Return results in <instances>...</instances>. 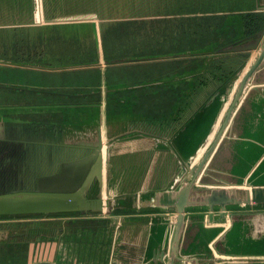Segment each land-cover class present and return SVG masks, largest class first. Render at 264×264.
<instances>
[{
	"label": "flooded vegetation",
	"instance_id": "obj_1",
	"mask_svg": "<svg viewBox=\"0 0 264 264\" xmlns=\"http://www.w3.org/2000/svg\"><path fill=\"white\" fill-rule=\"evenodd\" d=\"M200 2L217 8L207 9ZM258 2L154 0L150 15L148 3L140 11L132 8L128 22L110 31L100 45L90 37L92 29L83 38L79 16L76 23L58 21L50 8L49 22L35 24L29 13L9 14L15 21L5 23L14 28L0 35V81H13L0 82V122L5 124L0 129V193L31 189L38 177L60 171L65 163L83 165L92 150L80 142L83 113L72 108L99 105L107 112L126 114L132 118V129L156 137L175 129L193 111L198 97H206L219 81L207 64L201 65L197 56L109 60L138 52L168 55L194 50L195 39L208 34L201 27L214 26L213 12H258ZM58 10V4H52V12ZM124 17L102 19V26ZM137 21L144 22L136 25ZM221 27L220 37L233 35L234 26ZM193 69L198 74L189 72ZM108 218L113 219L80 212L56 216L48 219L53 220L48 228L36 232L41 225L36 218H0V264H125L129 254L119 248L117 228L112 222L96 221Z\"/></svg>",
	"mask_w": 264,
	"mask_h": 264
},
{
	"label": "water",
	"instance_id": "obj_2",
	"mask_svg": "<svg viewBox=\"0 0 264 264\" xmlns=\"http://www.w3.org/2000/svg\"><path fill=\"white\" fill-rule=\"evenodd\" d=\"M12 1L0 0V12L29 13L34 19L54 0H29L32 8L28 0ZM63 4L106 6L91 0ZM257 10L264 12V0ZM79 17L100 45L103 20ZM221 50L244 51L249 59L224 93L208 101L211 111L199 125L197 146L188 158L177 153L170 139H149L105 110L84 108L80 142L92 153L83 165L65 163L60 171L38 177L31 189L0 193V218L109 215L115 207L131 205L135 216L115 218L112 224L119 229L123 223L128 231L133 223L141 235L145 232L147 244L144 236H134L137 230L129 231L126 242L135 249L129 251L138 259L135 264H264V29ZM134 141L142 147L131 148ZM147 142L151 148H143ZM158 162L163 172L169 166L170 177L162 174L154 185Z\"/></svg>",
	"mask_w": 264,
	"mask_h": 264
},
{
	"label": "trees",
	"instance_id": "obj_3",
	"mask_svg": "<svg viewBox=\"0 0 264 264\" xmlns=\"http://www.w3.org/2000/svg\"><path fill=\"white\" fill-rule=\"evenodd\" d=\"M20 1L23 0H13V2L21 3ZM210 1V0H209ZM9 3V4H12ZM200 4H204L207 9H216L217 6L212 5H206L205 2H200ZM199 4V5H200ZM206 7L199 8V10H206ZM222 8V7H221ZM206 13V12H205ZM213 27H211L210 30H208L207 27H201L203 30H207L208 34H202L200 37L195 39V42L197 41V45L195 49L193 50H185L183 49L182 53L177 54H168V55H148L146 52H138L134 56H127V57H120V58H111L109 61H121V60H130V61H145V60H157L160 58L167 59L168 57H176V56H197L199 57L200 64H207L209 73H212V75L216 78H219L218 82L214 85H212V92L206 95V97H198V101L196 106L194 107L193 111H190L181 121L179 124L175 127V129H171L166 134L161 135L162 137H156L155 135H151L145 131H140L137 129L135 130V133L138 132L141 135H144L148 137L149 139H170V141L173 144V147L176 149L177 153L184 158H188L192 153L191 150L197 146V132L199 130V125L201 126L204 123V118L208 116V114L211 111V106L207 107L208 101L211 99V97L215 96L217 93H224L226 87L230 83L231 80L234 79V77L240 72V70L244 67L247 60L249 59V54L244 51H234V52H220L219 49L222 46L227 45H236L241 44L244 42H247L249 39L253 38L256 34L261 32L264 29V12L258 11V12H249V13H240V12H230V13H223L220 12V14H217L216 12H213ZM15 14V13H11ZM19 14H24V12H19ZM227 16V17H225ZM224 18V21L222 23L221 19ZM128 22L127 20H118L114 22L107 23L103 25V35H102V43L104 44V39L106 36L109 35V32L117 28L118 26L122 28L124 24ZM144 21H137L136 25H140ZM123 25V26H122ZM127 26V25H125ZM221 26L227 27V26H234V33L233 35L226 37H220L218 35V28H222ZM215 29V30H214ZM107 38V37H106ZM157 52V51H155ZM153 52V53H155ZM227 64L225 67L224 64ZM192 74H198L197 69H193L192 71H189ZM202 79L204 78V75H200ZM198 76V77H200ZM204 80L201 81L203 83ZM205 96V95H204ZM185 98V97H183ZM177 105L175 106L176 109ZM9 109H14L15 107H8ZM84 108H93L94 110H99V105H93V106H83ZM133 111H131L132 113ZM111 114L110 112H108ZM96 115L95 113H93ZM117 118H123L126 114L122 113H116ZM172 115H175L172 113ZM138 118H141V116H136ZM84 123V122H83ZM193 152V151H192ZM150 157V156H149ZM134 191H138L137 187ZM124 203L123 201H121ZM130 205V204H129ZM137 211L131 207L130 209L125 210L124 208L115 207L109 216H112L113 219H101L96 221H106V222H114L116 221L115 218L119 217H125L128 219H131ZM143 214V212L141 213ZM41 222L40 228H38L36 231H42L47 226L52 224L53 220H44V221H37ZM59 222V221H58ZM62 224H60L57 228L60 230L62 227ZM34 232V233H35Z\"/></svg>",
	"mask_w": 264,
	"mask_h": 264
},
{
	"label": "rangeland",
	"instance_id": "obj_4",
	"mask_svg": "<svg viewBox=\"0 0 264 264\" xmlns=\"http://www.w3.org/2000/svg\"><path fill=\"white\" fill-rule=\"evenodd\" d=\"M65 0H62V1H52L50 3L46 2V4L48 5L47 7L45 6V8L43 7V11H42V14L40 15L39 13H37V15L34 14V19L32 18L31 21L34 20L35 24H38V23H45L46 20L45 18H49L47 16V13H48V9L51 8V14L56 17V18H59V17H62V18H77V16H83V18H86L88 17L89 19H93V20H99V19H106V18H113V17H122V16H125V17H130L133 10H134V7L135 9H137V11L143 9L146 7V3H148V15H150V5L152 4V2L154 0H131L132 3L134 4H128V3H124L122 0H91V2H94L95 4L98 3V4H106L103 5L101 7L102 11L99 10L98 8H91L90 6L88 7H85L83 6V9L80 10V6H78V8H73L72 5H76V4H72V5H67V4H63ZM69 1H74V0H69ZM120 1H122L120 3ZM130 0H126V2H129ZM110 2H112L111 4H109ZM28 5H30L31 1L29 2V0L27 2ZM86 3V2H85ZM137 3V4H135ZM52 4H58V7L60 10L58 11H54L52 12ZM88 4V3H87ZM97 5V4H96ZM77 6V5H76ZM30 7L32 8V6L30 5ZM64 7V8H63ZM141 7V8H140ZM133 8V10H132ZM67 11V12H65ZM146 11V10H145ZM145 11H143L145 13ZM79 14V15H78ZM83 14H90V15H83ZM93 14V15H91ZM44 17V20L43 18ZM8 21H15L14 18H11L9 16V14H6V13H2L0 12V35H4V32L5 31H10V30H13L14 27L10 26L8 23H5V22H8ZM38 26L36 25V28ZM58 43H61L60 45H67L66 42L62 41H57ZM36 71L33 72V74L35 73ZM2 83H12L13 81L9 78H4L2 79V81H0ZM19 83H26V81H23V80H19L18 81ZM80 109H83V108H72L71 109V112L73 111H78ZM85 113V112H83ZM88 113H92V112H88ZM93 114V113H92ZM252 136V135H250ZM163 154H165L166 152L162 151ZM162 154V155H163ZM162 166L163 164L162 163H156V166H155V169H154V172H153V175L151 177H153L151 180H153V184L154 185H157L161 182V177H162V174H163V177L164 178H169L170 177V168L169 166L167 165V169L162 170ZM116 176H119V171L116 172ZM146 180H147V176H146ZM71 216V215H69ZM250 215L248 216H245V217H249ZM53 217H42L41 219H39V221H44L46 219H52ZM122 228L119 229V232L117 234V237H118V243L120 244L119 248L121 250H123V253H124V250L125 253H129V251L131 252H134V248H131L130 249V246L127 244V240H128V235H129V230L128 231H125L126 229V226H124V224L122 223ZM121 230H124L125 231V234H126V239L122 237L121 235ZM125 243V244H124Z\"/></svg>",
	"mask_w": 264,
	"mask_h": 264
},
{
	"label": "crops",
	"instance_id": "obj_5",
	"mask_svg": "<svg viewBox=\"0 0 264 264\" xmlns=\"http://www.w3.org/2000/svg\"><path fill=\"white\" fill-rule=\"evenodd\" d=\"M92 29V27H84V28H82L81 30L83 31V38L85 37H87V36H89V30H91ZM90 37H92L93 39V41H95L96 42V39H95V37L94 36H90ZM85 43H89V41L88 40H86L85 42H84V44ZM102 111H106V109L104 108V109H101ZM111 115L112 116H117V114L116 113H111ZM121 119V122L122 123H126V124H128L130 127H131V125H130V120L132 119L131 117H129L128 115L126 116H124L123 118H120ZM132 129V128H131ZM134 129V128H133ZM143 144V148H145L147 145L146 144H148V146L147 147H149V148H151V146L152 145H150L149 146V143L147 142V143H142ZM131 148H135L136 146H141L142 147V145H141V143H139V142H136V141H134V142H131ZM113 226H115V225H113ZM116 227V226H115ZM122 228V226H120L119 227V229H121ZM127 229L129 230V231H132V230H137L136 232H137V235L136 234H134V236H144V244H147L146 243V234H145V232L143 233V235H141V233L139 232L140 231V228H137V227H135V225L133 224V223H129L128 225H127ZM139 229V230H138ZM144 229V231H145V229L146 228H143ZM129 235L131 236V234L129 233ZM138 259H136L135 257H130L129 256V258H128V260H127V264H135V262L137 261ZM140 261V260H139ZM111 263H113L112 262V260H111Z\"/></svg>",
	"mask_w": 264,
	"mask_h": 264
}]
</instances>
